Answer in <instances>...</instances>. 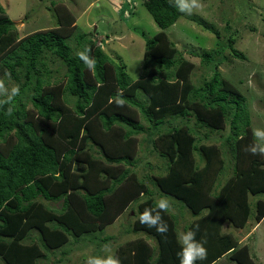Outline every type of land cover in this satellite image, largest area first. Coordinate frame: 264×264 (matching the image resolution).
<instances>
[{
    "label": "trees",
    "instance_id": "16d2710c",
    "mask_svg": "<svg viewBox=\"0 0 264 264\" xmlns=\"http://www.w3.org/2000/svg\"><path fill=\"white\" fill-rule=\"evenodd\" d=\"M143 5L160 30L145 38L140 76L133 80L126 63L95 46L89 33H78L72 49L62 32L74 26L68 16L59 18L58 28L14 41V22L0 4V78L10 74L20 88L13 115L0 110V264H36L71 236L102 231L133 201L134 230L154 235L159 245L154 256L136 242L128 249L130 261L121 264H179L176 217L161 213L166 236L139 222V213L157 202L145 179L200 215L185 226L206 242L207 257L198 264L225 255L237 264H254L248 246L220 231L224 222L243 227L254 214L257 221L264 216L260 198L248 201L264 194V161L245 151L255 137L244 98L215 71L211 50L201 55L202 63L214 66L199 86L181 77L185 61L165 33L181 13L169 0ZM85 48L97 60L95 72L78 58ZM45 53L65 65L60 81H52ZM121 92L125 104L117 107ZM226 121L233 167L220 185L222 152L202 140H212ZM143 133L165 172L141 179L127 166L135 164L137 136Z\"/></svg>",
    "mask_w": 264,
    "mask_h": 264
},
{
    "label": "rangeland",
    "instance_id": "374dc122",
    "mask_svg": "<svg viewBox=\"0 0 264 264\" xmlns=\"http://www.w3.org/2000/svg\"><path fill=\"white\" fill-rule=\"evenodd\" d=\"M143 2L144 0H0L6 15L14 22L15 28L11 31L14 41L38 31L58 28L59 18L68 16L66 20L71 17L74 26L61 29L72 49L78 33H89L95 46L126 63V70L133 80L140 76L145 38L154 36L160 30ZM141 31L145 33L144 38ZM165 33L169 41L176 44L185 61L184 71H180L184 72L181 77L199 86L214 64L217 65L215 71L241 92L252 132L256 128L264 129V0H202L201 9L190 16L181 14ZM209 50L215 63L205 65L200 58L204 51ZM215 51H219L218 54ZM44 59L51 71L52 81H60L66 71L65 65L50 53H45ZM1 78H6V75ZM65 80L66 78L63 79ZM6 83L9 88L17 86L12 78L6 80ZM52 84L54 85L53 82ZM229 131L226 121L219 131L211 133L214 136L212 140H202L215 143L222 152L226 169L219 178L220 185L230 176L233 167L230 146L224 139ZM137 137L139 147L134 158L135 164L127 166L135 178L143 179L151 173H164V162L158 155L148 151V137L144 133ZM145 183L156 201L165 196L147 179ZM215 189L218 190L219 187L216 186ZM169 198V212L176 217L175 228L179 241V234L186 230L185 226L200 215L192 214L190 209L181 206L174 198ZM258 198L264 205V194L261 197L249 196L248 201L254 203ZM137 219V203L133 201L116 220L105 225L102 231L95 230L76 238L71 236L64 246L51 252L48 258L38 260L36 264H85L89 256L104 255V245L109 241L120 260L127 259L130 254L129 246L136 242L157 252V237L146 231L134 230L138 227ZM220 231L231 234L239 246H248L254 264H264V216L257 221L254 214L243 227L224 222ZM226 256H222L214 264H237ZM58 258L61 259L60 262H55ZM130 259H127L128 262Z\"/></svg>",
    "mask_w": 264,
    "mask_h": 264
},
{
    "label": "clouds",
    "instance_id": "9594fccd",
    "mask_svg": "<svg viewBox=\"0 0 264 264\" xmlns=\"http://www.w3.org/2000/svg\"><path fill=\"white\" fill-rule=\"evenodd\" d=\"M171 7L176 8L181 14L192 15L196 10L202 8V0H169ZM91 49L85 48L78 53V58L90 72H95L97 60L90 54ZM10 74L6 78H0V110L7 116L13 115V102L20 95L19 86L8 87L6 80H10ZM123 93H119L115 99L117 107H123L125 104ZM255 142L246 146L245 151L251 155L264 157V129L256 128L253 131ZM171 208L170 198L167 196L159 199L155 208H145L139 215V222L149 228H155L160 235L166 236L168 233V224L164 221L161 213L168 212ZM180 249L178 252L179 264H198L207 257V249L204 246L205 241L197 240L196 232L189 229L179 234ZM104 255L89 256L85 264H121L119 256L113 251L111 243L104 245Z\"/></svg>",
    "mask_w": 264,
    "mask_h": 264
},
{
    "label": "bare ground",
    "instance_id": "6f19581e",
    "mask_svg": "<svg viewBox=\"0 0 264 264\" xmlns=\"http://www.w3.org/2000/svg\"><path fill=\"white\" fill-rule=\"evenodd\" d=\"M8 14V13H7ZM56 20V19H55ZM56 25V24H55ZM152 48V47H151ZM174 116V115H173ZM229 141V140H228ZM96 154V153H95ZM235 157V156H234ZM142 167V166H141ZM152 194V193H151ZM148 196V195H147ZM152 199V198H151ZM136 202V201H135ZM132 203V202H131ZM140 214V213H139ZM134 232V231H133ZM136 233V232H135ZM142 235V234H141ZM110 242V241H109ZM124 242V241H123ZM156 253V252H155ZM227 257V256H226ZM156 259V258H155Z\"/></svg>",
    "mask_w": 264,
    "mask_h": 264
},
{
    "label": "crops",
    "instance_id": "0c3cea01",
    "mask_svg": "<svg viewBox=\"0 0 264 264\" xmlns=\"http://www.w3.org/2000/svg\"><path fill=\"white\" fill-rule=\"evenodd\" d=\"M220 258H221V257H220ZM220 258H219V259H220ZM219 259H218V260H219ZM218 260H217V261H218ZM217 261H215V262H217ZM215 262H214V263H215ZM214 263H212V264H214Z\"/></svg>",
    "mask_w": 264,
    "mask_h": 264
}]
</instances>
